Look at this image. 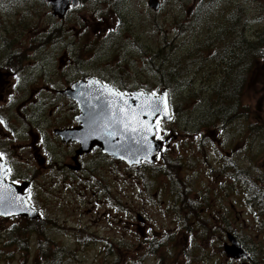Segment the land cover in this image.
<instances>
[{"label":"rangeland","instance_id":"374dc122","mask_svg":"<svg viewBox=\"0 0 264 264\" xmlns=\"http://www.w3.org/2000/svg\"><path fill=\"white\" fill-rule=\"evenodd\" d=\"M159 1L152 12L147 0H81L59 20L45 0H0V68L15 89L0 104L2 132L15 133V176L31 181L42 216L0 218V264H264V55L242 62L238 44L264 53V0ZM89 76L115 88H167L175 113L153 165L81 159L109 185L108 215L107 204L87 203L88 184L61 175L73 151L53 134L73 111L48 91ZM234 99L237 118L221 125L218 104ZM225 231L250 261L225 258Z\"/></svg>","mask_w":264,"mask_h":264},{"label":"water","instance_id":"95a60500","mask_svg":"<svg viewBox=\"0 0 264 264\" xmlns=\"http://www.w3.org/2000/svg\"><path fill=\"white\" fill-rule=\"evenodd\" d=\"M46 2L51 7L52 16L60 19L64 17L69 7L77 8L80 4V0H46ZM147 5L154 11L159 7L158 0H148ZM106 89L112 88L96 79L87 78L77 80L70 88L62 91V94L77 104L80 113L76 120L79 122V127L67 131H56V133H59L65 141L79 143L80 149L76 152L77 155L88 153L96 146L101 149L102 153L130 166L140 165L142 161L153 163L162 146L158 140L154 139L155 120L157 118L164 122L172 120L169 106H167L166 114L164 111L163 94H167L166 89L161 90L159 95L152 98L153 101H158L160 106V111L155 114L145 102V98L151 96L150 93L132 91L125 95L119 92L126 98L139 93L144 94L138 99H129L126 106L123 100L109 95ZM121 106L125 107L126 111H121ZM133 114L137 116V119L131 118ZM133 127L136 131H132ZM5 175L6 172L0 165V196L3 197L0 200V212L12 214L0 216L19 215L31 220L39 219L37 211L30 208L22 192L27 184L14 186L6 183L4 182ZM228 239L231 244L224 246L227 257L250 259V253L234 238L228 236Z\"/></svg>","mask_w":264,"mask_h":264},{"label":"flooded vegetation","instance_id":"af4514ba","mask_svg":"<svg viewBox=\"0 0 264 264\" xmlns=\"http://www.w3.org/2000/svg\"><path fill=\"white\" fill-rule=\"evenodd\" d=\"M5 80H8V75H2L0 76V104H6L7 103V98L10 94H12V90L10 88V85H7L4 83ZM58 94V92H55ZM4 109H2L0 107V117L1 116H5L6 115V110L3 111ZM0 121H3V123H0V158L4 161V163L6 164V166L9 168V174H8V180H10L13 183H18L20 182L16 176H15V171H14V164L12 163V157L14 156V151L13 148L11 147L12 145V137L10 136L11 134H15L14 132H11V134H9L8 132H2V130L5 128V125L8 123V116H5L4 119ZM76 124L73 122L68 121V119L61 125V128H70V127H74ZM39 137H37L36 139L38 140ZM46 139V137H44V140ZM55 141L57 143H59V145H63L67 147V153L69 152V150L74 151L77 148V144L76 143H69V144H62L59 139L57 137H54ZM41 142H43V138L40 137ZM45 144L47 145V147L52 148V146H54L56 143L52 144V141H50V139H48V141L45 142ZM92 153V152H91ZM90 153V154H91ZM89 155V154H88ZM72 156L69 157V160L72 161ZM84 156H81L79 158V167L77 170H72L71 169V164L65 163V160H63V166L69 170V171H73V175L79 179V180H86L87 176L90 174L91 177L96 180V176L92 175L89 172H84V175L82 176L80 173L83 172V165L81 163V159ZM105 201H107V194L105 195Z\"/></svg>","mask_w":264,"mask_h":264},{"label":"trees","instance_id":"16d2710c","mask_svg":"<svg viewBox=\"0 0 264 264\" xmlns=\"http://www.w3.org/2000/svg\"><path fill=\"white\" fill-rule=\"evenodd\" d=\"M238 44L240 45V49L243 50V52L241 53L242 54L241 55V58H240V60L242 62H245L246 61L249 64H251V60L253 58L259 59V58L262 57V55H264V53L262 51H260L262 49H260L259 46H257V49H256L257 52H254L252 43L245 42V43H238ZM235 57H237V56H234V54H233V56H231V57L229 56L227 58H229L230 60H235ZM222 59L223 58H220L219 61H221ZM233 68H231L230 71L227 70V73L230 76V78L228 80V81H230V83L233 81V79H234L235 83L237 82V79L234 76L235 74H234ZM237 83H239V86L236 88V91H238V88L243 85V82L242 81H238ZM213 90H214V93H216L217 96H221L222 95L221 89H213ZM206 94H207V92L205 93V95ZM234 95L236 97L235 90H232L231 89V90L227 91V98L229 100H232ZM214 101H222V99H220V100L215 99ZM236 102H237L236 100H235V102L229 101V107L226 106V105H224V104H218L219 108L214 113V115H215L214 119L215 118H219L218 116L222 115L223 117H222V120L220 121L221 122V125H222V123L229 124L230 123L229 120H231V121L235 120L237 117L235 115L236 110H233V108H234L233 106L236 104ZM218 111H220L221 113L218 114Z\"/></svg>","mask_w":264,"mask_h":264},{"label":"snow or ice","instance_id":"6c2138e0","mask_svg":"<svg viewBox=\"0 0 264 264\" xmlns=\"http://www.w3.org/2000/svg\"><path fill=\"white\" fill-rule=\"evenodd\" d=\"M106 91L109 93V95L115 96L118 99L123 100L124 101V105H126V106L128 105V100L129 99L135 100V99H138L139 97H142L144 95L143 93H139L136 96H132L130 98H126L124 94L116 92V91H114L112 89H106ZM163 95H164V111H165V114H166L167 113V106H168L167 105V94L165 93ZM155 96H156V93L153 92L150 97L145 98V102L148 104V107L152 109L153 114H155L156 112L160 111L159 102L152 100V98L155 97ZM120 110L121 111H126V108L121 106ZM131 118L133 120H135V119H137V116L135 114H133ZM0 123H3V121H0ZM156 123L158 124L159 120H157ZM125 126L127 127V124ZM132 131H136L135 127L132 128ZM2 199H3V197L0 196V200H2ZM10 214H12V213L0 212V215H10Z\"/></svg>","mask_w":264,"mask_h":264},{"label":"bare ground","instance_id":"6f19581e","mask_svg":"<svg viewBox=\"0 0 264 264\" xmlns=\"http://www.w3.org/2000/svg\"><path fill=\"white\" fill-rule=\"evenodd\" d=\"M206 46V45H205ZM202 48V47H201ZM201 55V54H200Z\"/></svg>","mask_w":264,"mask_h":264}]
</instances>
